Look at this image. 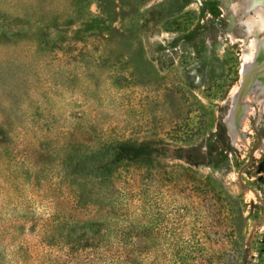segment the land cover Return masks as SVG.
<instances>
[{
    "label": "rangeland",
    "instance_id": "obj_1",
    "mask_svg": "<svg viewBox=\"0 0 264 264\" xmlns=\"http://www.w3.org/2000/svg\"><path fill=\"white\" fill-rule=\"evenodd\" d=\"M242 4L0 0V264H97L59 254L56 229L86 245L109 215L143 220L132 264H264V224L253 233L263 207L238 180L257 111L264 142V97L249 101L244 141L227 125L264 39ZM71 145L81 157L111 145L122 165L109 184H84L78 205ZM242 178L264 199V148ZM122 186L141 197L120 211L110 204Z\"/></svg>",
    "mask_w": 264,
    "mask_h": 264
},
{
    "label": "trees",
    "instance_id": "obj_2",
    "mask_svg": "<svg viewBox=\"0 0 264 264\" xmlns=\"http://www.w3.org/2000/svg\"><path fill=\"white\" fill-rule=\"evenodd\" d=\"M115 145L121 148H125L129 146L126 141H116L114 142ZM111 145L109 146H103L99 150L95 152L93 157L85 156L81 157L82 150L79 148H76L74 145H71L67 148V156L66 161L68 164H75L77 168L79 166H82V170H80L83 173L92 175V173L97 172H105L106 175L95 177L94 180L87 181L85 175L80 172H76V178L77 182L73 185L72 190V198L75 197L74 201L75 204L78 205L82 199V194L84 192V184H87L88 182L92 183L93 186H103V183L109 182L111 180H108L110 175H112L114 172L119 171L121 168L120 165L114 164V159L111 158ZM79 165V166H78ZM76 168V169H77ZM100 181V183H98ZM115 187V185H113ZM138 192V190H135ZM119 193V195L117 194ZM116 194L117 196L112 197L111 200V206L115 205L117 207V210H122L123 207H125V204H128L130 201V197L138 198V194L135 192H129L128 189L125 187H121L119 190H117ZM71 193V192H70ZM141 197V196H139ZM125 200V202L123 201ZM139 200V198H138ZM98 200H95V203ZM111 206L109 207V210H111ZM113 208V206H112ZM114 210V209H113ZM111 214V212H110ZM109 217V218H108ZM124 218V217H123ZM140 218V217H139ZM137 219L136 222L138 225H121L119 223L112 222V217L104 216L99 218L97 221L91 222V228L95 232V235L89 240V244L81 245L78 241L71 240V236H69V232L63 231L61 229V224L57 226L56 233L59 237L62 239V244L57 245L56 247L60 246L62 249V252L57 251L59 254L64 255V257L67 258H81L84 255L88 256L89 259H94L97 264H107L110 262L111 264H132V260L130 258L129 253V247L131 246V243L133 241V238H135V233L138 231L140 236V229L142 226L141 223L143 220ZM124 222V221H123ZM57 225V224H55ZM95 228H98L99 230H96ZM66 229L69 230V226L67 224ZM104 229V230H102ZM59 231V232H58ZM55 233V232H54ZM56 236V235H55ZM110 237L114 238L116 243L110 244ZM51 242V241H50ZM114 242V241H113ZM52 246V244H50ZM55 247V245L53 246ZM52 247V248H53ZM115 248L117 253H110L112 249Z\"/></svg>",
    "mask_w": 264,
    "mask_h": 264
},
{
    "label": "water",
    "instance_id": "obj_3",
    "mask_svg": "<svg viewBox=\"0 0 264 264\" xmlns=\"http://www.w3.org/2000/svg\"><path fill=\"white\" fill-rule=\"evenodd\" d=\"M262 2H264V0H262ZM246 12H254V8L249 9ZM256 34L258 38L259 33ZM251 92H255L256 96L260 99L264 97V40H261L257 45L253 60L245 65L239 90L234 96L230 116L227 118V125L230 130L229 132L234 139H236V136L239 135L243 141L245 140V134L241 129V126L243 120L247 116L249 107L246 97ZM259 116V111H257V114L255 115L251 124V130L255 133L257 141L250 149L246 164L240 169L238 173V180L241 187L244 190L251 191L263 207V215L260 220L255 222L253 226V233L257 230L259 224H264V199L256 189L250 187L243 181L242 176L244 171L252 164L255 154L264 148L263 137L261 136L257 127Z\"/></svg>",
    "mask_w": 264,
    "mask_h": 264
},
{
    "label": "bare ground",
    "instance_id": "obj_4",
    "mask_svg": "<svg viewBox=\"0 0 264 264\" xmlns=\"http://www.w3.org/2000/svg\"><path fill=\"white\" fill-rule=\"evenodd\" d=\"M254 8V12H256V14L258 15V18L259 20L256 22V25H259V26H262L264 25V2H262V0H243V4H242V11L246 12L248 11L249 9H253ZM247 13V12H246ZM264 40V39H262ZM261 41V40H260ZM259 41V42H260ZM256 44V43H255ZM259 44V43H258ZM257 44V45H258ZM252 61V59H251ZM250 61V62H251ZM250 62H247L246 64L250 63ZM245 64V65H246ZM245 65L243 67V70H242V75H243V71H244V68H245ZM239 90V89H238ZM238 92V91H237ZM236 92V93H237ZM236 93L234 94V96L236 95ZM254 96H256L255 92H251L247 95L246 97V100L247 102L249 103L250 100H253ZM249 110H250V107H248V111H247V116L249 115ZM247 116L245 117V119L243 120V123L242 125L244 124V122L246 121L247 119ZM239 136V135H237ZM236 136V138H237Z\"/></svg>",
    "mask_w": 264,
    "mask_h": 264
}]
</instances>
